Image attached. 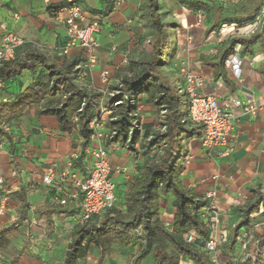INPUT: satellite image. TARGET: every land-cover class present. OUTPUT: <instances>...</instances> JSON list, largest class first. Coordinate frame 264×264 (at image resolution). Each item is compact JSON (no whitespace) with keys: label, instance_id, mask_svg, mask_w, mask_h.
<instances>
[{"label":"crops","instance_id":"1","mask_svg":"<svg viewBox=\"0 0 264 264\" xmlns=\"http://www.w3.org/2000/svg\"><path fill=\"white\" fill-rule=\"evenodd\" d=\"M77 2L88 20L96 19L100 22V29L95 35L98 44L97 62L92 69L85 67L83 53L79 49H73L65 56L75 62L74 78L77 85L87 91L98 92L103 85L99 79L103 70L109 71L110 87L133 76L136 69L130 62L140 61L150 54V49H145L146 44L150 47L152 36L148 35V40L145 38L151 29L141 9L143 0H124L116 9L113 8L114 0ZM53 3L52 8L47 10L41 0H0V32L14 31L26 40L45 43V49L37 50L49 57L59 56L65 35L63 28L53 18V11L59 6L57 1ZM157 4L162 22L168 25L165 27L168 56L162 74L169 81L181 89L183 82L179 67L186 64L192 71L203 76V90L213 93L221 105H226L230 98H252L264 102V22L253 33L244 30L239 33L229 29L220 32L221 25L237 23L241 28L245 27L252 15L264 7V0H157ZM13 13H18V20L12 19ZM253 35L257 38L251 44H236L241 60V77L240 80L235 79L228 68L219 65L220 56L231 39L248 40ZM28 49L35 48L27 44L19 51ZM27 85L22 86L19 91H23ZM139 102L142 105L139 117L144 133L147 127H157L159 113L147 104L145 95L139 96ZM38 108L39 106L34 105L25 109L7 132L8 138L2 142L0 175L5 178L3 188L9 201L8 210L0 216V224L8 222L16 210L17 217L8 226L15 223V227L21 222H28L29 204L26 219L17 220L20 214L18 194L22 190L27 203L31 200L38 207L43 205L39 214L45 218L50 234L57 224L71 233L75 226L73 217L77 212L78 201L61 206L66 212L53 214L47 219L44 209L54 205V198L60 194L52 187L43 186L37 175L52 163L56 164L58 171L65 168L72 152L76 151L81 155V138L77 128L71 134H63L54 117L36 116ZM235 114L237 119L233 123L228 155L217 153L207 157L200 149L198 137L189 138L185 142L184 156L190 155L191 161L188 165L183 164L184 170L179 178L182 188L196 203L206 204L207 194L214 192L221 229L228 235L219 254L222 264H244L253 242L243 250L239 248V238L253 237L254 231L261 227L256 223V217H260L264 223L263 202L259 211L250 215L248 226L236 233L233 252L229 253L225 249L232 243L231 234L241 221L238 210L253 203L257 193L264 191V111L257 116L242 115L237 111ZM135 148L140 151L138 144ZM135 158L133 156L132 159L122 145L110 154L112 168L122 167L127 171L126 175L112 173L115 194L118 187L127 189L142 167ZM90 165L91 160L83 153L81 161L73 163L71 171L86 175ZM61 187L67 193L73 190L69 183H64ZM14 196H17L18 202L13 201ZM172 200L171 196L160 199L158 218L167 229H170L174 213ZM57 219L62 221L56 223ZM94 253L99 258V249L90 245L86 258L79 260L77 264H82ZM148 257L152 258L151 253L137 264H143ZM106 258L107 256L103 264ZM147 264H154L153 258ZM179 264L192 262L182 259Z\"/></svg>","mask_w":264,"mask_h":264},{"label":"trees","instance_id":"2","mask_svg":"<svg viewBox=\"0 0 264 264\" xmlns=\"http://www.w3.org/2000/svg\"><path fill=\"white\" fill-rule=\"evenodd\" d=\"M141 9L145 11L144 15L152 31L150 54L140 61L130 62L136 69L135 74L112 87L117 94L105 99L102 105L99 101L100 93L87 91L77 85L74 78L75 62L65 56L49 57L37 49L19 52V48L14 60L0 63V80L4 86L10 81L12 83L18 80L23 73L29 74L34 80L23 91L4 94L8 99L0 102V137L3 141L8 138V134L1 125L14 124L25 109L37 105L39 108L35 115L54 117L61 133L71 134L74 129H78L81 161L83 151L89 145V124L99 114L102 106L112 110L108 117L109 126L105 131L108 133V144L118 143L134 157L140 155L135 148L137 144L145 154H150L153 150L156 152V158L142 165L130 181L122 198L124 211L115 205L102 217L73 227L62 264H77L79 260L85 259L90 245L99 249L97 264H103L114 244H128L130 240L139 247L131 264H137L150 253L154 264H179L182 259L190 260L192 264H210L208 255L203 251L208 228L201 214L206 204L194 202L179 180L184 170L182 159L185 142L189 138L198 137L199 132L188 118L184 94L162 74L168 56L165 30L168 25L162 22L157 0H143ZM256 38L253 35L248 40L231 39L220 56L219 65L223 66L236 44L247 46ZM262 48L264 52V44ZM141 95H145L147 104L159 113L157 127H147L144 133L140 117L136 113ZM47 100L56 101L48 104ZM165 196L173 198L171 205L174 213L170 231L158 218L160 199ZM18 197L20 214L17 220H25L28 203L22 190ZM263 202L264 191L257 193L253 203L238 210L241 221L235 226L229 249L234 250L236 233L248 226L250 215L258 212ZM64 212L66 210L61 206L51 205L44 209L47 219L53 214ZM14 225L15 223L0 230V247L7 243L6 236ZM137 228L141 230L140 235L134 233ZM189 231H194L198 236L192 244L184 240V235ZM253 239L244 264H264V228L255 230ZM153 244L154 247L150 250ZM168 245L174 253L167 251ZM8 264H20V256L10 260Z\"/></svg>","mask_w":264,"mask_h":264},{"label":"built area","instance_id":"3","mask_svg":"<svg viewBox=\"0 0 264 264\" xmlns=\"http://www.w3.org/2000/svg\"><path fill=\"white\" fill-rule=\"evenodd\" d=\"M54 1H57L59 6L53 12V18L63 28L65 35L64 44L59 50L60 55L66 56L71 50L79 49L83 53L85 67L92 69L97 62L98 44L95 35L100 29L99 20H88L77 0H41L47 10L52 7ZM123 2L124 0H114L113 8H118ZM12 19L18 20V13H13ZM263 22L264 7L252 15L245 27L241 28L237 23L221 25L220 32L229 29L239 33H242V30L253 33L254 29ZM27 44L38 50H43L47 46L45 43L26 40L14 31L0 32V63L14 60L16 51ZM237 49V45L234 46L233 52L225 59L223 66L231 71L235 79L240 80L241 60ZM179 75L183 82L180 92L186 99L188 118L198 129V142L202 153L207 157L217 153L228 155L233 123L237 119L235 111L242 115L257 116L264 111V102L252 98H230L226 105H221L213 93L203 90L205 83L200 73L192 71L186 64H181ZM99 79L104 85L98 91L100 105H102L105 99L113 97L117 92L109 86L108 70L101 71ZM3 86L4 83L0 80V89ZM5 101L6 98L1 99V102ZM141 110L142 105L139 103L136 113L139 115ZM111 113L110 108L101 106L99 114L89 124L91 130L89 145L83 151L84 155L91 160L86 175L71 171L73 163L80 159V154L76 151L68 156L65 168L58 171L56 164L52 163L37 175V179L43 186L52 187L59 192L60 196L54 198V205L67 206L70 202L78 201L77 212L73 217L75 225L87 223L93 218H100L115 206V184L111 175L112 173L126 175L127 172L122 167L112 168L110 162V154L119 148L118 143H107L108 133L105 132L104 122L108 120ZM12 125L3 123L1 128L9 132ZM2 142L0 137V152ZM182 160L184 165H188L191 156L185 155ZM14 175L15 172L12 173V176ZM4 183L5 178L0 175V216L8 210L9 197L4 191ZM64 183H69L73 190L69 193L65 192L61 187ZM214 197V192L207 194L208 201L201 214L208 228V236L203 242V251L208 255L210 264H222L219 254L228 235L221 229L220 213L214 203ZM168 230L170 231L171 228ZM140 232V228L134 231L137 235H140ZM197 237L194 231H189L184 235V240L192 244ZM242 249L245 250V245Z\"/></svg>","mask_w":264,"mask_h":264},{"label":"rangeland","instance_id":"4","mask_svg":"<svg viewBox=\"0 0 264 264\" xmlns=\"http://www.w3.org/2000/svg\"><path fill=\"white\" fill-rule=\"evenodd\" d=\"M246 1H251V0H246ZM142 11L143 14H145V11L144 10ZM151 33L152 31L150 30L147 36H145L146 40H148L147 39L148 35L150 36ZM145 49L149 51L150 47L146 44ZM19 52H21V50ZM32 79L33 78L29 74L24 73L17 81L13 83L10 82L5 84V86L1 88L2 91L0 92V102L2 98H6V100L8 99V96L4 95L5 93L12 94L18 92L20 88H22V86L26 84H30ZM102 86L101 88L104 87ZM47 102L48 104L54 103L52 100H47ZM104 123H105L104 124L105 131H107V127L109 126L108 120H106ZM138 149H140L139 151L140 155L135 158L138 160L137 163L138 165L141 166L146 163H150L156 158V152L154 150L150 154H145L141 150L140 146ZM126 152L130 153L127 150ZM130 157L133 159L131 153H130ZM125 189L126 188H119V187L117 189L116 206L121 211H124V208L122 206V202H123L122 194L125 193ZM13 201L18 202L17 196L13 197ZM29 201L30 202H28V204L30 208L28 213V222L24 221L23 224L22 222L19 223L6 236L7 243L4 246L0 247V264H8L10 260H12L17 256H20V264H62L64 259V252L69 242L70 232L57 224L55 226V229L53 230V233L50 234L45 218L39 214V209L42 208L43 205L38 207L31 200ZM17 214L18 213L16 210V212L12 213V218L8 222H6L5 224H0V230L3 229V227H7L17 217ZM262 215H264V211ZM256 219H257L256 223H258L259 226H261L260 228H264L263 220L260 217L258 218L256 217ZM57 221L58 219L56 220V223L58 222L60 223L62 219H60L58 222ZM233 233L234 232H232L231 236H233ZM239 239H240L239 240L240 249H242V246L244 245L245 247L246 245L248 247V244H250V242H253L254 240L253 237H242V236ZM152 247H154V244L151 246L150 250L152 249ZM225 249L229 250V253L233 252L230 251L228 247H226ZM167 251L169 253H174V250L170 245H168ZM250 251L251 250H249V252ZM138 252H139V247L137 246V244H134L132 240H130L128 244H122V243L114 244L111 247L109 254L107 255L105 264H131L133 258L138 254ZM237 256L238 254L236 255V257ZM88 258L89 259L83 262L82 264L98 263V257L96 253L92 255L90 254ZM150 261L152 262L151 257L145 258L143 264H147Z\"/></svg>","mask_w":264,"mask_h":264}]
</instances>
